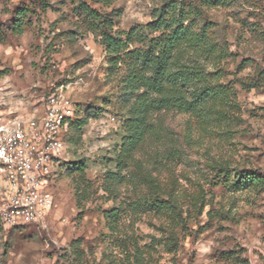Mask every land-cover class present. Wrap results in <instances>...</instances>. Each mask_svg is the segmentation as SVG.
I'll return each instance as SVG.
<instances>
[{
	"label": "clouds",
	"instance_id": "1",
	"mask_svg": "<svg viewBox=\"0 0 264 264\" xmlns=\"http://www.w3.org/2000/svg\"><path fill=\"white\" fill-rule=\"evenodd\" d=\"M0 264H264V0H0Z\"/></svg>",
	"mask_w": 264,
	"mask_h": 264
}]
</instances>
